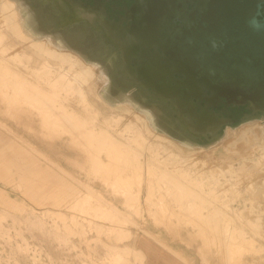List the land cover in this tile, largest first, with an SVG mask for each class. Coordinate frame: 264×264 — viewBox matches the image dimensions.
Returning <instances> with one entry per match:
<instances>
[{"label":"rangeland","instance_id":"rangeland-1","mask_svg":"<svg viewBox=\"0 0 264 264\" xmlns=\"http://www.w3.org/2000/svg\"><path fill=\"white\" fill-rule=\"evenodd\" d=\"M11 1L17 3L19 13L23 11L31 15L38 34L58 37L70 52L73 50L88 61L100 60L103 74L92 80L93 83L89 82L85 89L107 83L114 98L131 99L142 108H145L147 102L153 101L148 92L130 85L120 75L119 60L115 70L109 66L105 59L106 52L111 55L114 48L105 42L104 34L98 26H91L82 20L73 22L71 28L66 25L65 29L59 31V28L65 26L63 21L66 15L61 5L54 3L58 11L49 0ZM82 1L91 6L100 2ZM6 2L0 0V31L7 32L9 41L16 44L8 55L15 52L21 55L29 43H21L8 28L6 17L13 11L17 12V9L4 12L2 8ZM103 4L108 19L121 23L124 10L116 7L122 8L126 2L112 0ZM20 59L28 61V57L23 55L17 57L14 64ZM141 92L146 96L145 102L136 98ZM89 97L91 102L102 106L93 94ZM161 103L176 124L161 120L159 131L169 141L157 139L154 134L148 133L149 139L156 144L162 143L167 149L165 153L169 156L170 166L190 170L195 178H203L209 187H215L219 195L225 196L229 190H239L241 197H220L219 201L237 211L240 223L244 221L248 228L257 229L261 241L255 245L264 248V111L239 109L226 112L224 114L231 122L224 124L215 136L202 139L188 133L172 105ZM196 104V109L201 112V108L213 114L215 111L218 114L220 112L214 104ZM4 109V102L0 98V264H151L143 250L146 253L151 250L158 255L164 254L170 259L169 262H172L171 259H179L177 263L180 264L228 263L226 251L220 246L206 243L205 236L196 226L186 222L187 219L180 215L170 197H162L168 203L169 210L165 213L160 210L158 219L159 215L156 218L150 211L148 201L160 200L161 197H146L145 185L139 200L138 214L135 206L131 211L126 207L124 197L114 196L109 192L110 189L107 190L101 184L105 181L98 182L88 177L90 167L85 162L84 168L81 167L84 158L79 151L65 143L67 138L50 139L40 119L32 112L12 115L6 114ZM124 116V123L135 119L133 113H124ZM241 130L249 133L247 137L250 138L253 131L262 132L260 140L256 141L258 144L252 139H248L252 142L242 141ZM247 143L252 147H248ZM259 160H263L262 164L254 168ZM229 170L233 172L228 175ZM213 172L217 175L216 179L209 178ZM87 183L104 194L105 197L101 198L114 204L120 211L115 212L117 216L128 214L135 222L136 225H124L127 237L116 241L115 236L122 230L115 223L116 217H103L98 212L95 208L97 197H83L87 189L82 184ZM108 183L106 181L105 184ZM255 185L260 189L252 194L250 188ZM45 190L47 192L44 194ZM169 220L172 225L164 223ZM99 226L103 231L101 240L97 233ZM202 229L207 237L210 236L211 232L205 226ZM114 246H118L121 253L109 255V250ZM258 254L248 256L247 263L264 264V251ZM115 257H120L122 262L118 263ZM237 258L234 256L232 261Z\"/></svg>","mask_w":264,"mask_h":264},{"label":"bare ground","instance_id":"bare-ground-1","mask_svg":"<svg viewBox=\"0 0 264 264\" xmlns=\"http://www.w3.org/2000/svg\"><path fill=\"white\" fill-rule=\"evenodd\" d=\"M52 1L55 5H60L59 0ZM136 2L137 6L132 11L138 16L141 11L146 13L157 7L154 5V0H136ZM17 8L16 2L7 0L2 9L6 12L8 9L16 10ZM53 8L58 10L56 6ZM79 14L91 26L94 25V14L90 13L89 9L83 7ZM6 18L8 28L13 35L21 43H29L22 50L21 55L18 52H12L14 53L11 54L12 56L8 55L16 44L9 41L7 32L0 31V98L4 102L6 114L32 112L40 119L41 126L46 130L50 139L67 138L65 143L67 142L70 148L79 151L84 158L81 167L84 162L90 167L88 177L98 182L105 181L101 184L107 187V190L110 189L109 192L114 196L124 197V203L131 211L135 206V212L138 214L139 200L145 185L147 186L146 197H161L160 200L148 201L151 205L150 211L156 218L159 215L158 219L161 215L160 210L164 213L169 210L168 203L162 197H170L171 202L178 207L180 215L187 219L186 222L196 226L205 236L206 243L215 247L220 246L226 251L227 264H232V262L248 264L246 259L248 256L259 255L258 252L264 251L262 246L257 248L255 245L256 242L261 241L257 229L248 228L244 221L240 223L236 216L237 211L229 204L219 201L220 197H241L242 193L239 190H229L225 196L219 195L215 187H209L203 178H195L190 170L181 166H170L169 156L165 153L167 149L162 143L156 144L149 139L148 133L154 134L157 139L169 141V138L159 131L161 120L176 124L175 120L164 110L161 102H171L179 108L178 116L188 133L198 136L201 132L210 131L216 134L218 128L214 127L215 123L205 116L198 121V118H193L189 112L184 114V105L190 99L180 98L179 94L166 90L157 91L151 86L152 82L163 77L166 65L162 64L161 57L156 53H151L150 57H153V60L150 63L144 62V56L142 60L137 57L140 56L139 50L142 49L140 47L143 46L141 51L147 49L148 53L151 52L152 47V43L148 40L149 37L145 36V30H139L140 28L145 29L142 20L133 21L132 26L136 27L133 31L131 29V32L126 28L115 29L104 19L99 26L102 32L105 31V42L110 43L114 48L111 55L107 53L108 51L106 52L105 59L109 66L115 70L119 60L121 67L124 68L122 72L124 77L126 73L131 75L135 81L132 80V82L138 88L148 92L153 99L152 102H147L145 108L128 98H114L107 83L85 89L89 82L93 83L92 80L103 74L100 60L88 61L73 50L70 52L58 37L38 34L31 15L23 11L19 13V9ZM75 21L77 20H71L65 16L63 21L65 26L58 30L65 29L66 25L71 28ZM23 55L28 57V61L20 59L14 64V60ZM135 57L139 63L143 61V64L141 63L140 68L132 69V59ZM157 58L161 66L154 65V59ZM68 66L69 69H67ZM142 76H147L148 81ZM91 94L102 106L91 102L89 97ZM136 98L141 102L146 101L143 92L137 94ZM124 113H133L134 121L124 123ZM261 133L257 130L253 131L252 138H250L247 137L249 133L245 131L241 133L240 138L242 141L252 139L257 143L256 141L261 138ZM248 144L250 143H247V146ZM263 160H259L253 167L260 166ZM232 172L233 170H229L227 173L229 175ZM214 174V172L210 174L209 178L216 179L217 175ZM258 177H256L257 180ZM106 181L109 183L105 184ZM87 184H82L87 189L83 197L84 195L85 197H97L98 202L95 208L98 212H101L103 217L114 215L115 223L122 228L115 236V240L120 241L127 237L124 225L135 224V222L128 214H124V217L117 216L115 212L120 211L114 204L101 198L105 197L104 194L93 188L90 183ZM255 186L250 188L252 194H256V191L260 189L257 185ZM46 192L45 190L44 194ZM164 223L172 225L170 220ZM202 226L211 232L210 236L205 235ZM102 232L99 226L97 228L99 240H101ZM109 251V255L121 253L118 246H114ZM234 256L238 258L232 261ZM115 260L118 263L122 262L120 257H115Z\"/></svg>","mask_w":264,"mask_h":264},{"label":"water","instance_id":"water-1","mask_svg":"<svg viewBox=\"0 0 264 264\" xmlns=\"http://www.w3.org/2000/svg\"><path fill=\"white\" fill-rule=\"evenodd\" d=\"M204 2L208 11L196 27L176 25L172 0L147 13L145 36L166 65L151 86L190 100L230 95L264 101V19H258L264 0Z\"/></svg>","mask_w":264,"mask_h":264},{"label":"flooded vegetation","instance_id":"flooded-vegetation-1","mask_svg":"<svg viewBox=\"0 0 264 264\" xmlns=\"http://www.w3.org/2000/svg\"><path fill=\"white\" fill-rule=\"evenodd\" d=\"M50 3L54 6V2L52 0H49ZM60 1V5L64 8V13L66 14L65 16H68L69 19L71 20H77L75 22L78 21H82L85 20L81 17V15L79 14V12L82 10V8H86L90 10V13L94 14V25L98 26L101 30V27L99 26V23L102 22V20L104 19L105 21L109 22L113 28L117 29H128L131 32L135 29L136 26H132L133 21L134 22H140L141 20L143 21V25L146 26L147 25V20H149V18H147V13L149 11H146V13L144 11H141L138 14H135L132 10L135 6H137V2L136 0H124L126 2L125 6L121 7H116V9L120 10L123 9L124 10V15L121 18V23H115L112 22L108 19L107 15L108 13L105 12L104 10V4L105 3H110L112 2V0H98L100 2H97L96 6H91V5H87L86 3H84L82 0H59ZM154 5H157V7H159L163 1L165 0H154ZM157 1V2H156ZM174 1L173 4V11L176 14V25H178L179 27L185 29V22H189V24L193 27H196V24L201 23L202 20H205V15L208 11V8H206L205 4L206 2H204L205 0H172ZM59 5V6H60ZM164 6V4H163ZM262 15L258 17L259 20H263L264 19V4L262 7ZM135 18H138L137 20H134ZM178 19H181L182 21H179ZM132 21V22H131ZM118 29V30H119ZM102 31V30H101ZM105 31L102 32V34H104ZM139 33V32H138ZM143 35V34H141ZM142 49H140V53L139 55H143L144 56V62L145 63H150L152 62L153 58L150 57L151 53L154 52V50H151V52L148 53L147 49L144 51H141ZM143 52V54H142ZM132 69L139 67L140 63L137 61V59H132ZM162 64H165L164 61H162ZM119 73L120 75L126 80V82H128L130 85H133L135 87H137L132 80L134 81L133 77L131 75H129L128 73H126V77H124V73L123 70L124 68L121 67V64H119ZM154 65L155 66H161V64L159 63V59H154ZM135 82V81H134ZM211 95V94H210ZM196 103H200L201 105L204 104H214L215 106H217L219 114L217 113V111L214 112V114L210 113L209 111L206 112L203 111L201 112L200 109H196ZM168 105H172L175 109V111L177 112V114H180V110L179 108H177L173 103L169 102L167 103ZM184 114L186 115L187 112H189V114H191L193 116V118H198V121L202 120V117L205 116L208 118V120H210L211 122L215 123L214 127L218 128V131L216 132V134H218L220 128L226 124L231 122V120H229L224 113L229 112L230 111H234V110H239V109H249L252 111H257V110H262L264 111V101H261L258 98H243L242 96H237L236 98H232L230 95L226 96V95H222V96H218L217 98L211 97L209 98V100L206 99H199L197 100L195 97H192L191 100H189L185 105H184ZM186 117V116H185ZM195 120V119H194ZM224 121V122H223ZM202 130V129H201ZM215 133L212 134V132L210 131H205V132H201L200 134H198V138H202V139H206L209 137H213ZM215 134V135H216ZM214 135V136H215Z\"/></svg>","mask_w":264,"mask_h":264},{"label":"crops","instance_id":"crops-1","mask_svg":"<svg viewBox=\"0 0 264 264\" xmlns=\"http://www.w3.org/2000/svg\"><path fill=\"white\" fill-rule=\"evenodd\" d=\"M139 249L143 250L141 247ZM143 252L145 253L148 261L151 264H180V263H177L179 261V259H176L177 261H175V259H171L172 262H169L168 260H170V259L164 254L158 255L159 253L152 252L151 250L148 251L147 253L144 250H143Z\"/></svg>","mask_w":264,"mask_h":264}]
</instances>
